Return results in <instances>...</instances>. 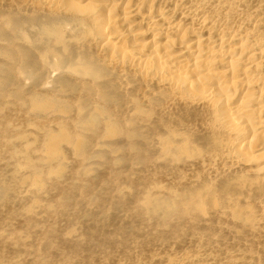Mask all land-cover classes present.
Wrapping results in <instances>:
<instances>
[{
    "label": "rangeland",
    "instance_id": "1",
    "mask_svg": "<svg viewBox=\"0 0 264 264\" xmlns=\"http://www.w3.org/2000/svg\"><path fill=\"white\" fill-rule=\"evenodd\" d=\"M232 37L264 52V0H0V264H264V109L224 107L264 57L160 51Z\"/></svg>",
    "mask_w": 264,
    "mask_h": 264
},
{
    "label": "bare ground",
    "instance_id": "2",
    "mask_svg": "<svg viewBox=\"0 0 264 264\" xmlns=\"http://www.w3.org/2000/svg\"><path fill=\"white\" fill-rule=\"evenodd\" d=\"M139 1V0H138ZM139 12V11H138ZM138 12H136V11H132V12H130L128 15H129V17H131V18H134V17H136L137 15H139L138 14ZM146 14V13H145ZM145 14H144V16L143 17H139L140 19L139 20H141L140 21V23H138L137 24V26L135 27V30H139V31H141V30H150V28L152 27V25L154 24V22L155 21H158L159 19H161V20H163L162 18L164 17L163 16V14L161 15V16H163L162 18H161V16L160 17H154V16H150V15H147V16H145ZM165 15V18H167V22L168 23H170V21H168V17L170 16L169 14H164ZM169 15V16H168ZM138 17V16H137ZM136 19V18H135ZM158 19V20H157ZM170 20V19H169ZM204 21V20H203ZM203 21H201V23L200 24H203L204 22ZM159 22V21H158ZM203 22V23H202ZM60 24V23H59ZM174 24V23H173ZM168 25V24H167ZM170 25V24H169ZM169 25L168 26H165L166 28L164 29V31H167L168 32V34H170V33H172L171 31H173L176 27L174 26V27H169ZM198 25V24H197ZM50 26V25H49ZM128 28V27H127ZM168 28V29H167ZM153 29V28H152ZM43 30V29H42ZM171 30V31H170ZM176 30H177V28H176ZM176 30H175V32H176ZM58 31V30H57ZM57 31H55L53 28H51V27H46L45 29H44V33L45 34H48V35H54V34H56L58 37H61V35H60V32H57ZM170 31V32H169ZM160 32H162L163 33V31H160ZM159 33V32H158ZM158 33L156 34L155 33V35L154 36H156V35H158ZM165 33V32H164ZM163 33V34H164ZM174 33V32H173ZM166 34V33H165ZM164 34V35H165ZM202 36V35H201ZM201 36H200V38H201ZM242 36V35H241ZM199 36H197V37H195L197 40L199 39L198 38ZM203 37V36H202ZM234 37V36H233ZM232 37V40L234 39V38H236V36L233 38ZM239 36H237V38H238ZM231 38V37H230ZM247 38V37H246ZM246 38H245V40H240V41H237V42H239L240 44L239 45H236L235 43H233L234 41H235V39L232 41H230V42H228V44H230V45H227V47H228V50L226 51V52H224V54L223 55H221L220 53H218V52H215L216 51V46H214V44H216V41L214 42V41H211L210 43H208V44H206L205 46V48H202V47H195V46H192V45H186V44H184L185 46L184 47H180L181 45H182V43H178L177 44V41L176 42H173V40L172 41H167V44L165 45V46H163L162 48H160L161 50V52L162 53H164L165 55L163 56V59H165V61H169L170 63L169 64H184V61L186 62V60L187 59H185V58H187L188 56H194L193 58H194V61L196 60V59H198V60H200V62H201V60H202V64H204V67H205V69H207L208 71H209V69L210 70H213V68H215V67H219V66H225V68L227 69V70H231V69H233V66H235V65H237V64H239V63H243V64H245V65H247L248 67H247V69H249V70H253V71H251V72H257L258 70H260V69H262L263 67V64H261V62H260V59H263V55H264V52H262V51H260L258 54H255L254 52V54H249V55H247V51L249 50V46H250V41H248V40H246ZM222 39V40H221ZM229 39V38H228ZM243 39V38H242ZM249 39V38H248ZM250 40V39H249ZM256 41V40H255ZM218 42H220V43H222L223 44V42H224V40H223V38H220V41L218 40L217 41V43ZM226 42V41H225ZM224 42V43H225ZM251 43H252V41H251ZM260 43V42H259ZM219 44V43H218ZM254 44H256V42L255 43H253L251 46H253ZM178 45H180V46H178ZM221 45V44H220ZM256 45H258V42H257V44ZM219 46V45H218ZM258 46H260L261 47V45H258ZM176 47H179L181 50H183L181 53L176 49ZM254 47H256V46H254ZM253 47V48H254ZM264 47V46H263ZM175 48V50H177V51H175L173 54H171L170 55V53L168 52V50L170 51V49H174ZM248 48V49H247ZM259 48V47H258ZM247 49V50H246ZM251 49V48H250ZM263 49V48H262ZM257 50V49H256ZM261 50V49H260ZM264 50V49H263ZM258 51H259V49H258ZM256 52V51H255ZM215 53V54H214ZM214 54V55H213ZM255 56H256V59H255ZM254 59V60H253ZM259 60V62H257ZM188 61V60H187ZM236 62V63H235ZM197 64H199V63H197ZM196 65V64H195ZM194 66V65H193ZM200 66V65H199ZM248 73V72H247ZM258 74H259V72H258ZM248 76L249 75H247L246 76V74H243V75H239V76H236V77H234L235 79V81L234 82H230L229 84H231L232 85V87H233V85H235L236 84V86L235 87H237V86H243V87H246L249 91H251V92H255L256 94H257V91L259 92L258 94H259V96L257 97V96H255V95H251L250 96V94H248V95H244V96H242L241 98H237V96H236V98H235V96L233 97H231V98H228V101H226L227 102V105L226 106H224L225 107V109L226 110H228V111H234V113L236 112V113H239V116H240V118H243L246 122H242L244 125H246V123H248L249 124V122H251V120H255V117H256V114L259 112V111H261L262 112V110L264 109V98H263V95H262V93L261 92H264V82H253V81H251L250 80V78H248ZM217 79V78H216ZM238 84V85H237ZM222 85V84H221ZM220 85V86H221ZM230 85V86H231ZM219 86V87H220ZM229 85H226V87H228ZM218 88V87H217ZM230 88V87H229ZM234 88V87H233ZM232 88V89H233ZM224 89H225V86H222L221 88H220V90H219V92L220 91H223L224 92ZM235 89V88H234ZM227 90H229L228 88H227ZM218 92V91H217ZM215 93V92H214ZM221 93V92H220ZM220 93H218V95L220 96ZM226 93V90H225V92H224V94ZM227 93H228V91H227ZM226 93V94H227ZM213 94V93H212ZM217 94V93H216ZM215 95V94H214ZM223 95V94H222ZM215 97H217V96H215ZM220 98H223V96H221ZM219 99V98H218ZM223 107V108H224ZM260 109V110H259ZM226 110H225V112H226ZM231 112H227L229 115H231L230 113ZM224 113V112H223ZM225 114V113H224ZM239 119V118H238ZM241 123V124H242ZM261 123H264V120H262V122ZM243 126V125H242ZM263 138V140H262V142H263V144L261 145V147L258 149L260 152H261V154L263 153L264 154V135L262 136ZM259 152V153H260ZM260 154V155H261Z\"/></svg>",
    "mask_w": 264,
    "mask_h": 264
}]
</instances>
